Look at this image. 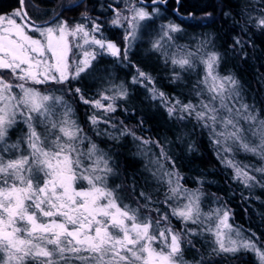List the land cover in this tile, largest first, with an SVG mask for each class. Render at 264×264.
Returning a JSON list of instances; mask_svg holds the SVG:
<instances>
[{
    "label": "snow or ice",
    "instance_id": "snow-or-ice-1",
    "mask_svg": "<svg viewBox=\"0 0 264 264\" xmlns=\"http://www.w3.org/2000/svg\"><path fill=\"white\" fill-rule=\"evenodd\" d=\"M18 2L20 8L7 14L0 13V70H10L18 81L13 85L0 78V264H188L182 244L191 245L188 236L201 235L205 231L212 236L213 254L229 256L241 251L252 252L259 264H264V250L228 223L230 210L215 208L203 213L199 191L183 189L173 172L165 171L163 176L167 177L165 182L169 185L170 198L183 196L186 200L171 213L184 223V235L168 226L167 214L158 215L155 221L151 215L141 217V207L147 209L148 205L132 208L118 195L119 185L115 188L108 186V177L116 175L110 166L112 158L84 135L71 118V105L62 96L45 95L32 86H26L29 82L33 85H65L78 80L82 74L97 71L93 67L96 60L94 51H83L82 58L69 71L72 48L69 37H79L83 41L82 45H75L78 50L83 45L98 47L103 54L117 60L123 55L127 60L141 39V30L159 18V8L154 7L149 13L128 0L130 7L126 10L129 15L112 9L111 26L124 29V47L121 48L112 41L97 38L103 35L104 24L97 23L87 13L83 17L90 28L85 24L70 26L58 14L45 23L37 24L27 15L24 0ZM80 3L82 0H70L64 10L78 7ZM166 3L167 0H152L153 5ZM189 15L195 18L194 14ZM255 20L256 28H264V15ZM182 32L183 28L174 22L159 24L151 49L161 54L165 64L170 62L181 72L194 71L197 62L202 64L204 76L198 84L204 85L209 101L201 99L198 105H194L183 103L175 96L169 97L155 88V81L149 74L139 69L132 83L148 81L152 85L148 89L150 98L159 100L170 118L194 116L202 127L207 128L213 143L219 148L217 155L223 157L222 163L233 169L234 180L246 188L264 187L255 175L250 174L252 169L246 165L241 167L227 155L236 147L264 160V120L258 119L254 107L243 102L239 80L232 74H219L222 54L204 51L212 45V39L202 40L196 52H192L186 46L176 44L175 39ZM233 39V51L236 47L243 49L248 43L236 37ZM167 49L175 51L168 55ZM240 55L247 57L244 52ZM182 79L180 72L173 73L172 83ZM13 87L19 89V99L13 94ZM110 90L113 95H101L100 99L89 101L84 99L80 88L74 89L84 104L105 113L115 112V101L129 95L123 84L114 85ZM196 94L199 96L201 93L198 91ZM101 100L108 101L107 105ZM58 106L61 109L59 113L56 111ZM17 116L27 131L15 143L9 144V131L18 123ZM89 121L94 126L105 123L116 128L110 120L102 121L95 115L90 116ZM241 121L247 124V129L241 126ZM37 124L43 129L42 133L37 131ZM117 131L118 135L108 132L105 135L113 140L130 136L139 142L142 150L149 144H159L137 136L127 126ZM248 136L255 138L257 143L246 142ZM85 140H89L86 151L82 148ZM22 146L27 154H22ZM189 150H192L191 145ZM11 153L16 154L15 158L5 159V155ZM160 155L171 160L163 148ZM156 163L163 168L159 161ZM255 171L264 173V168H256ZM140 196L151 202V197L144 192ZM149 211L159 213L158 208ZM161 221L165 226H161ZM188 223L199 226L201 231L188 228Z\"/></svg>",
    "mask_w": 264,
    "mask_h": 264
},
{
    "label": "trees",
    "instance_id": "trees-1",
    "mask_svg": "<svg viewBox=\"0 0 264 264\" xmlns=\"http://www.w3.org/2000/svg\"><path fill=\"white\" fill-rule=\"evenodd\" d=\"M132 2L136 7L144 6L148 11L158 7L160 16L156 21L158 23L171 21L180 25L183 32L178 35L183 36L185 32L193 34L194 37L190 40L183 37V41L180 42L175 39L176 44L186 46L192 52H196L202 40L211 38L212 45L204 51H218L222 54L219 74L221 76L232 74L239 80L243 102L254 107L258 119L264 120V28L255 27V18L264 15V0H180L179 4L177 0H167L166 4L160 5H148L142 0H132ZM69 3L70 0H24V8L27 10V15L37 24L45 23L58 14L60 19L67 20L70 26L85 24L90 28L91 25L83 17V14L87 13V16L96 19L97 23L104 24L103 35H98V39L103 38L116 43L121 48L124 47V29L111 26L110 21L114 16L113 8L121 13H129L126 10L130 7L128 0H82L78 7L64 10V6ZM20 7L18 0H0V13ZM189 14H194L195 18H191ZM249 16L252 17L251 20ZM196 37L199 39L195 40ZM234 37L248 43L244 44L243 49L236 47L233 51ZM152 40L142 42L129 54L127 60L123 55L117 60L101 53L98 47H92L91 51L96 53L93 67L97 71L94 73L81 75L78 80H71L65 85L54 83L33 85L29 82L28 86L36 87L40 91L64 94L63 96L75 110L80 128L111 156L110 166L116 173L111 188L119 185L118 195L123 197V200H129L136 207L147 204L148 208L141 207L140 211L151 215L153 220H156L158 215L167 214L171 228L177 229L182 221L171 213L172 209L180 207L182 202L170 198L169 185L165 182L167 177L163 176L165 171L173 172L175 177L179 178L178 183L183 189L204 193L214 198V203L230 210L228 220L230 225L239 230L244 238L253 240L261 250H264V187L257 185L246 188L240 181L234 180L233 169L222 163L223 157L217 155L219 148L213 143L207 128L202 127L194 116L185 115L184 119L175 116L170 118L161 102L150 98L148 89L152 85L148 81L132 83L139 69L152 77L156 89L169 97L179 98L183 103L191 102L198 105L201 99L205 102L210 99L204 91V85L198 84L204 76V66L197 62L198 76L193 80L184 79L185 72H182V81L172 83V75L178 72L179 68H173L170 62L164 63L161 54L151 49ZM69 43L72 45L69 53V71H71L76 64L75 58L79 56L75 45L81 42L78 37H69ZM241 52L247 53V57L242 58ZM102 68L115 72L111 81L104 82L103 86L95 78ZM0 78L13 85L18 83L10 70H0ZM120 84L127 88L129 95L126 99L115 101L116 111L112 113H105L101 109L84 104L74 91L75 88H80L85 100L94 101L100 99L102 94L113 95L110 89ZM69 88L73 91L69 92ZM13 90L16 92L19 89L13 87ZM195 90H199L201 94L195 95ZM101 103L106 106L108 101L101 100ZM93 114L104 118L114 117L115 120L121 121L124 126L135 131L137 136L158 141V145L149 144V147L162 161L163 168L160 171L151 168L143 157L136 153L137 145L129 141L127 136L120 140H111L107 136L96 134L89 121V117ZM241 126L245 129L248 127L243 121ZM113 134L119 133L114 131ZM246 142L254 145L257 140L248 136ZM161 148L171 160L161 157ZM227 155L241 167L246 165L252 169L250 174L255 175L256 179L264 184V173L255 171L256 168H264V160L251 153L240 151L236 147H233L232 153ZM13 157L15 156L11 158ZM84 163L87 166L88 162ZM157 176L161 178L158 179ZM141 192L150 196L151 202L141 197ZM166 199L167 203H165ZM157 208L159 213L149 211ZM204 234L209 237L208 233ZM188 239L192 244H182L184 254L187 253L191 257L194 253L199 264H259L252 252L241 251L235 255L217 256L212 253V244L208 246L210 253H207L204 249L207 244L202 242L201 235H191Z\"/></svg>",
    "mask_w": 264,
    "mask_h": 264
},
{
    "label": "rangeland",
    "instance_id": "rangeland-1",
    "mask_svg": "<svg viewBox=\"0 0 264 264\" xmlns=\"http://www.w3.org/2000/svg\"><path fill=\"white\" fill-rule=\"evenodd\" d=\"M142 7L145 8L144 6H142ZM153 9H154V7L151 9L152 11H148L145 8V10L148 11L149 13L153 12ZM11 12H12V10H10V11L4 13V14L11 13ZM122 14L129 15V13H127V12H122ZM17 23H19V21H17ZM159 24H161V23H158L157 21L155 23H149L146 29H142L141 30V39L136 43V45L133 48V50L134 49H137L142 44V42L144 43V42H147L149 39H154L157 36ZM29 34H32V33H29ZM183 37L185 39H187V40H190L191 38L194 37V35L193 34L190 35L189 33H186L185 32L183 36L182 35H177L176 39L179 40L180 42H182L183 41ZM197 39H199V37H196L195 38V40H197ZM78 40L81 42V45H82L83 44V41L79 37H78ZM83 51H90L91 52V49L87 45H83L79 50L77 49V53L79 52V54H78L79 56L77 58H75V59H77L76 60V63L82 58L81 57V53ZM167 51H168V55H172L175 50L174 49H167ZM101 70H104V71H101ZM177 71L180 72V75L182 76V74H181L182 72L180 71V69H178ZM184 75H185L183 77L184 79L193 80V78H196L198 76V73H197L196 68H195L194 71L185 72ZM113 76H115V72L114 71L108 70L107 68H102L95 75V78L98 79V82H101L102 83V84L101 83H99V84L101 86H103L104 85L103 83L104 82L111 81V79H112ZM109 85H112V83H109ZM26 86H28V85H26ZM34 88H36V87H34ZM36 90H38L40 93L45 94V95L52 94V95H56V96H62L63 99L65 101H67V103L69 105H71L70 102L65 98V96H63L64 94L62 95L61 93H57V92L54 93V92H50V91H40L37 88H36ZM198 91L199 90H195L194 91V94L197 95L196 93ZM12 92L15 95V97L17 99H19V97L21 95L20 91L18 90L16 92H14V90L12 89ZM102 95H104V94H102ZM100 98H101V95H100ZM71 107H72V105H71ZM72 109H73V115H72L71 118L74 119L76 121V123H77V116L75 114V110H74L73 107H72ZM56 111H57V113H59L61 111V109H60L59 106L57 107ZM93 115H95L97 117V119H99V120H102V121L103 120H110L111 121V124H115L116 125V128H112L110 125L105 124V123H99V124H97L95 126L91 124L92 129L95 131L96 134H101V135H104V136H107L108 138H110L108 135H105V132L113 133L114 131H117L119 128H121L122 126H124L121 123V121L115 120L116 118H114V117L113 118H104V117H102L100 115H97V114H93ZM93 115H91V116H93ZM110 117H112V116H110ZM55 118L56 117H54V119ZM17 120H18V123L9 131V139L7 141L9 144L15 143L17 141V139L20 138L27 131V128H26L25 124L23 122H20L19 116H17ZM77 125H78V123H77ZM37 131L38 132H41V133L43 132V129L38 124H37ZM83 133H84L85 136H87L89 138V140L92 143H95L84 131H83ZM127 137H128V140L129 141L131 140V142L133 141L137 145L135 147L136 148V153L139 156H142L143 159L145 160V162L151 168H154L155 170L160 171L161 168H159V166L157 165L156 162L159 161L160 164H162V165H163V163H162V161L155 154L152 153L151 148L149 147V145H148V147L146 149H143L142 150V146L141 145H138L139 143L137 141H134L130 136H127ZM89 140H85L84 144L82 145V148L85 151L89 147ZM111 140H113V139H111ZM98 148L99 149H102L100 146H98ZM102 150L105 152L104 149H102ZM22 154H27L26 151H23V146H22ZM15 155H16L15 153H11V154L5 155V159H9V158H11L12 156H15ZM13 158H15V157H13ZM113 181H115L114 180V176H109L108 177V186L110 188L112 187L111 184H113ZM81 183H83V182H81ZM79 186L80 185L78 184V187ZM187 191L188 192H191V190H187ZM200 196H201V198H200V208H201V210H202L203 213H208L211 209H215V208H224L225 209V207L219 206L216 202L214 203V200H213L214 198L208 197V196L204 195V193H200ZM175 200L182 202V204L180 205V207L184 203H186V200L184 199L183 196H180L178 199H175ZM123 203L128 204L132 208H136V206L135 205H132L129 200H123ZM140 215H141V217H143V216L148 215V214H144V213H142L140 211ZM228 223H229V221H228ZM179 225H181V226L177 227V229H172V230L174 232H180L181 234H184V232H183V229L185 228L184 223L182 222ZM161 226L162 227L165 226V223L162 222V221H161ZM168 226H170V225H168ZM212 226L213 227L215 226L214 223L212 224ZM187 227L188 228H195L197 232H200L201 231V229H200L199 226H194L191 223H188L187 224ZM204 233L207 234V232L205 231V232H203V234H201V238L203 239L202 242H204L205 244H207V246L204 247V249H206L207 253H210V250H209L208 246L210 247L211 244H212V236L208 233L209 237H207ZM241 235H242V233H241ZM233 238H235V237H233ZM157 250H159V246H157ZM184 259H185V261L188 262V264H198V262L195 259L194 253H192V256L191 257L188 256L187 253L184 254ZM74 264H80V262H74Z\"/></svg>",
    "mask_w": 264,
    "mask_h": 264
},
{
    "label": "water",
    "instance_id": "water-1",
    "mask_svg": "<svg viewBox=\"0 0 264 264\" xmlns=\"http://www.w3.org/2000/svg\"><path fill=\"white\" fill-rule=\"evenodd\" d=\"M142 2L145 3V4H148V5L152 4V0H147V1L142 0Z\"/></svg>",
    "mask_w": 264,
    "mask_h": 264
}]
</instances>
